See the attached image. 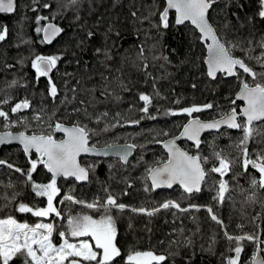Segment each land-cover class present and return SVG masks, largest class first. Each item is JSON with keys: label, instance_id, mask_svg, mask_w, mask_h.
Returning <instances> with one entry per match:
<instances>
[{"label": "trees", "instance_id": "1", "mask_svg": "<svg viewBox=\"0 0 264 264\" xmlns=\"http://www.w3.org/2000/svg\"><path fill=\"white\" fill-rule=\"evenodd\" d=\"M45 3L50 7L44 8ZM152 5L153 0H78L75 5L70 4L69 0H39L38 4H34L33 0H17L14 14L0 13V28L8 29L6 39L0 41V100L11 98L8 104L0 107L9 111L15 103L29 99V109L9 115L13 121L26 119L31 130L36 132L45 130L48 123L61 121L70 124L76 120L99 132L105 124L115 123L114 118L120 113V123L125 126L111 128L106 133L100 132L92 138L91 143L96 147L109 143L137 145L133 157L125 165L117 159H81L83 165L95 166L90 170L86 184L78 185L73 180L57 181L60 194L54 203L62 216L54 219V226L59 231L66 229L69 212L75 215L87 211L68 201L59 205L61 198L66 195L91 202L105 198L110 192L117 197L118 203L147 208H154L160 195L177 197L184 206L196 205L200 208L196 221L199 236L203 239L202 246L206 250L213 249L214 258L223 264L222 254L234 253L227 251L229 242L224 238L221 227L211 221L205 209L212 206L217 216L229 226L230 234L257 231L256 225H259L258 234L264 238V190L253 189L250 183L251 176L256 175L255 171L245 173L237 162L232 171L223 177L228 181L229 192L222 203L213 199L215 185L220 179L216 173H210L201 191L191 195L178 188L153 192L145 177L148 167L166 160L159 144L177 136L189 119L184 115H171L168 110L212 103V109L194 115L201 120L219 118L222 112L231 107L230 100L235 97L238 84L235 78L218 76L214 81L208 78L203 63L205 47L196 39L197 33L189 25L173 26L159 32L151 28L149 20L143 17L155 10ZM257 7L256 0H217L209 12V18L222 42L232 41L239 43L242 48H248V41L251 40V46L254 47L264 37V20L256 16ZM33 8L37 10L33 11ZM133 13L136 15L133 16ZM37 16H47L49 20L41 21L38 25ZM249 18L254 19L249 22ZM170 20L174 23L173 14H170ZM49 22L63 28L60 37L51 46H47L41 33L35 31ZM155 22L156 18L153 17L151 23ZM89 31L93 33L90 38L87 35ZM141 46L145 49L144 56L149 65L146 71L143 62L138 59ZM261 51L264 49L256 48L252 55L257 56ZM161 53L168 58L166 61L153 59V56H160ZM36 54L62 57L51 73L58 88L55 100L48 95L47 79L41 78L37 82L34 70L30 67V60ZM234 55L242 57L244 53L237 48ZM246 63L257 72L264 71L255 60ZM13 80L18 83L10 86ZM140 93L153 97L148 116H154L155 119H140L145 116L139 111L143 107V102L139 100ZM76 108L80 109L79 113H73ZM85 109L92 120L85 118ZM103 112H107L108 116L96 124L95 117ZM35 115H40L41 120H34ZM126 120H140V123L129 126ZM25 130V125L19 123L6 128L0 120V132ZM165 132L168 135L162 134ZM242 135L240 130L208 134L202 140L199 153L185 142L180 145L190 154L210 157L204 165L208 169L216 163L211 159L214 150L223 151L230 159L239 156L234 145ZM248 148L250 153L264 148V127L257 128ZM31 159H37V156ZM0 160L6 162L0 166V218L11 214L17 220L29 224L51 223L52 215L37 218L31 213L16 211L20 202L29 206H46V197L35 196L26 176L15 171L17 167L25 172L30 168V162L21 149L16 146L2 148ZM8 164L14 167L9 168ZM49 179L43 166L38 165L33 173V181L47 183ZM145 187H149V190L145 191ZM13 194H16L14 201ZM5 196L7 200L3 199ZM113 214L117 218V240L122 250L136 247L153 248L165 255L176 253L169 256L168 264H214L207 255L185 254L154 242L156 215L148 217L129 211L117 213L115 210ZM256 217L259 218L254 219ZM237 225L242 226V231ZM54 241L59 243V237L54 235ZM242 243L244 251L240 264H250L255 249L248 242ZM262 255L264 258V253ZM13 264H23V260L15 259Z\"/></svg>", "mask_w": 264, "mask_h": 264}, {"label": "snow or ice", "instance_id": "2", "mask_svg": "<svg viewBox=\"0 0 264 264\" xmlns=\"http://www.w3.org/2000/svg\"><path fill=\"white\" fill-rule=\"evenodd\" d=\"M33 3L38 4L39 0H33ZM69 3L75 5L78 0H69ZM215 3L217 0H159V2L153 0L152 7L155 10L149 11L148 16L143 17L144 20H149L150 27L157 29L158 32L173 26H186L188 24L193 26L195 32L198 33L196 39L206 47L207 76L215 79L220 73L227 77H234L238 84V91L235 97L230 100L231 107L222 112L219 118L211 121L205 122L194 114L212 109L214 107L212 103L191 105L179 110H168L171 115H184L189 119L187 123L182 125L183 130L179 137L163 142V147L167 150V158L163 162H157L155 166L148 167L145 179L150 181L151 189L172 188L173 185H179L186 194L191 195L201 191V185L210 173H216L220 179L215 185L213 199L217 203H222L226 193L229 192L228 181L223 177L232 171L237 162L245 173H249L250 170L255 171L256 175H252L250 179L253 189L264 190V148L254 150L251 153L248 148L249 141L253 138L257 128L264 127V71L257 72L246 63V61L255 60L264 69V51H261L257 56L252 55L256 48L264 49V37L254 47L251 46L252 41L249 40L250 47L248 48H242L239 43L232 41L222 42L209 18L210 9ZM256 3L258 5L256 16L264 20V0H256ZM43 7L49 8L50 5L45 3ZM15 8V0H0V13H13ZM32 10L36 11L37 9L33 8ZM170 14L174 15V23L173 20H170ZM135 15L133 13V16ZM153 17L156 18L155 23H151ZM253 19L249 18V22H252ZM44 20H49V17L37 16L36 24L40 25L41 21ZM35 31L37 33L42 32L43 41L51 43L55 37L63 32V28L49 22L45 26L37 27ZM7 35L8 29L6 27L0 28V41H4ZM87 35L90 38L93 33L89 31ZM237 48L244 53V56L234 55V50ZM144 51V47L141 46L138 59L143 62V69L146 71L149 65L146 62L147 57L144 56ZM97 52H100V49H97ZM61 58L60 55L36 54L30 60V67L34 70L36 81L38 82L41 78L47 79L48 95L53 100L58 96V88L51 73L57 68ZM153 59L166 61L168 58L161 53L160 56H153ZM146 74L150 75L147 72ZM17 83L18 81L13 80L10 86H15ZM10 99L0 100V105L8 104ZM139 100L143 102V107L139 111L145 114L140 119L145 117L155 119L154 116H148L153 97L149 94L140 93ZM237 101L241 102L242 106L237 104ZM30 107L31 102L27 98L15 103L9 111L0 107V120L3 121L4 127H13L19 123L24 124L26 129L16 134L10 131L0 133V144L19 141L23 145L24 153L29 154L30 168L25 172L17 167L15 171L26 176L35 196L46 197L45 207L29 206L20 202L16 211L22 214L31 213L37 218H46L50 215L61 217L62 213L54 203L60 194L57 179L62 177L65 179L74 178L76 181H87L90 170L95 166L83 165L80 161L83 154L96 153L99 155L102 152L104 155H108V150L115 149L119 158L127 162L128 156L137 145L109 143L105 149H98L94 143H91L92 138L98 136L100 132L106 133L111 128L125 126L120 123L122 118L120 113L116 114L115 123L105 124L99 132L94 128H89L88 124L82 123L80 120L70 124H64L61 121L54 124L48 123L45 130L36 132L31 130V125L26 119L13 121L9 115V113H19ZM79 112L80 109H73V113ZM54 115L55 113H53ZM84 116L89 120L93 119L87 109L84 110ZM107 116L108 113L103 112L95 117L94 122L100 124L102 119ZM33 119L40 121L41 117L35 115ZM125 123L129 126L138 125L140 120H126ZM222 125H226L229 129L240 130L243 133L234 145L240 153L235 159H230L223 151L214 150L211 159L215 160L216 163L211 168L206 169L204 165L209 162L210 157L190 154L176 144V139L184 137L193 142L197 153H199L201 133L205 130L219 129ZM162 134L168 135L166 132ZM57 136H62V138H57ZM33 152L37 154V159H31L30 154ZM5 163V161L0 160V164ZM38 165H42L50 174L47 183L33 181V173L36 172ZM7 166L9 168L14 167L11 164ZM148 190L149 187H145V191ZM252 198L249 197V199ZM3 199L7 200L8 197L5 196ZM15 199L16 194H13L12 200ZM63 201L71 202V204L79 205L82 209L87 210L77 212L75 215L69 212L66 217L67 227L63 231H59L53 223L29 224L27 221L17 220L11 214L0 218V264H13L15 259H22L23 264H168L169 256H174L176 253L165 255L158 253L153 248L138 249L136 247L122 250L117 240L118 228L117 218L113 214L114 210L117 213L129 211L148 217L169 209H176L181 213H187L193 209L200 210L196 205L181 207L179 202L171 200L154 208L132 207L118 203L117 197L110 192L105 198L91 202L76 199L72 195L64 196ZM205 210L211 221L221 227L224 238L229 242L227 251L234 253V255L222 254L223 264H240L241 253L244 251L242 242L252 244L255 249L250 264H264V258L260 255L264 253V238L258 234L259 225H256L257 231L233 235L228 232L229 226L217 216L212 206H207ZM237 228L242 231L241 225H237ZM174 231L177 230L174 229ZM178 231L182 234L183 228ZM54 235L59 237V243L54 241ZM160 243L164 242L160 241ZM174 243H178V241H169V245ZM187 243H191V241Z\"/></svg>", "mask_w": 264, "mask_h": 264}, {"label": "rangeland", "instance_id": "3", "mask_svg": "<svg viewBox=\"0 0 264 264\" xmlns=\"http://www.w3.org/2000/svg\"><path fill=\"white\" fill-rule=\"evenodd\" d=\"M169 200L179 202L181 207H189L186 205L184 206L179 198L166 195H160L157 198L155 207ZM61 201H63V198L59 201V205ZM173 213H175V215H173ZM196 214L197 211L195 209L187 213L178 212L176 209L160 211L156 214L153 241L157 242L161 247L174 249L185 254H204L212 258L214 264H222L221 260L214 258L213 249L206 250L203 248V239L198 233ZM55 218L57 217L52 215L51 223L54 224ZM180 228H183L182 234L178 231ZM174 229L177 231H174ZM160 241L164 243H160ZM169 241H178V243L169 245ZM188 241H191V243H187Z\"/></svg>", "mask_w": 264, "mask_h": 264}, {"label": "water", "instance_id": "4", "mask_svg": "<svg viewBox=\"0 0 264 264\" xmlns=\"http://www.w3.org/2000/svg\"><path fill=\"white\" fill-rule=\"evenodd\" d=\"M16 1H17V0H15V3H16ZM15 10H16V8H15ZM210 10H211V9H210ZM14 12H15V11H14ZM14 12H13V13H2V14L12 15V14H14ZM173 16H174V15H173ZM47 24H48V23H47ZM47 24H46V25H47ZM55 25H56V24H55ZM188 25L193 29V26H191L190 24H188ZM44 26H45V25H44ZM182 26H184V25H182ZM178 27H181V26H178ZM60 35H61V34H60ZM60 35L57 36V37H55L51 43H46V42H44V41H43V42H44L47 46H51V45H53V44L55 43V41L60 37ZM197 35H198V33H197ZM41 38H42V40H43V33H42V32H41ZM202 45L205 47L204 44H202ZM206 58H207V51H206V47H205V58H204V62H203V63H204V67H205L206 74H207V64L205 63ZM218 76H223L225 79H232V78H234V77H227V76H224L223 74H220V73L217 74V77H218ZM217 77H216L215 79H213V78H211V77L208 76V78H209L210 80H212V81L216 80ZM237 103L240 104V105L242 106V103H241V102L237 101ZM212 120H213V119H212ZM203 121L208 122V121H211V120H203ZM186 123H187V122H186ZM182 130H183V129L181 128V130L179 131L178 135L175 136V137H179L180 132H181ZM222 130H228V131H233V132L238 131L237 129H229L226 125H222L219 129L205 130L204 132L201 133V137H200V139H201V143H202V140H203L204 136H206V135H208V134H211V133H218V132H220V131H222ZM4 132H9V131H3V132H0V133H4ZM10 132H11V131H10ZM12 133L16 134V133H19V132H12ZM57 137L62 138V136H57ZM175 137L168 138V139L162 141V142L159 144L160 147L163 149V151H164V153H165V155H166V158H167V150L163 147V142H165V141H167V140H169V139H173V138H175ZM182 142H185V143H187V144H189V145H191V146L194 147L192 141H189V140H187V139L184 138V137H180L179 139H176V144H177V146H178L179 148H181L182 150H185V149H183V148L181 147V145H180ZM117 145H123V144H117ZM12 146L19 147V148L21 149V151L23 152V154L25 155V157L29 160V154H25V153H24V151H23V145H22L19 141H10V142H6V143H4V144H0V150H1L2 148H4V147H12ZM96 148H98V149H105L106 146H103V147H96ZM194 148H195V147H194ZM185 151H186V150H185ZM134 152H135V149H133V150L131 151V154H130V155L128 156V158H127V162L122 161V160L119 158V156L116 154L115 149H110V150H108V155H104L102 152H101V154H99V155L96 154V153L83 154V155L80 157V161H81V159H83V158H89V159H103V160H105V159H117V160H119L123 165H125V164H127V163L131 160V158H132L133 155H134ZM30 155H31V157H32V156H37V154H35L34 152L31 153ZM0 166H1V164H0ZM44 171L47 173L46 169H44ZM47 174L50 176L49 173H47ZM61 179H62V180H73V181L76 182L78 185L86 184V183H88V181H89V178H88L87 181H76L74 178H68V179H65V178H62V177L58 178L57 181H59V180H61ZM147 181H148V180H147ZM148 184H149V186H150V181H148ZM202 185H203V183H202ZM202 185H201V189H202ZM150 188H151V187H150ZM175 188H178V189H180L182 192H184L183 189H182L179 185H173L172 188H168V187H159V188L151 189V190H152L153 192H162V191L173 190V189H175ZM184 193H185V192H184ZM198 193H199V192H198ZM185 194H186V193H185ZM192 194H196V192H194V193H192ZM188 195H189V194H188ZM260 255H261L262 258H263L262 253H261Z\"/></svg>", "mask_w": 264, "mask_h": 264}, {"label": "flooded vegetation", "instance_id": "5", "mask_svg": "<svg viewBox=\"0 0 264 264\" xmlns=\"http://www.w3.org/2000/svg\"><path fill=\"white\" fill-rule=\"evenodd\" d=\"M57 138H59V137H57Z\"/></svg>", "mask_w": 264, "mask_h": 264}]
</instances>
